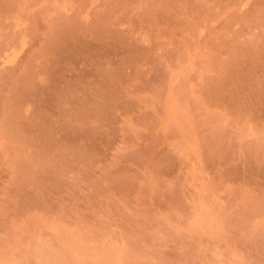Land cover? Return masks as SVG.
Listing matches in <instances>:
<instances>
[{
  "label": "rangeland",
  "instance_id": "rangeland-1",
  "mask_svg": "<svg viewBox=\"0 0 264 264\" xmlns=\"http://www.w3.org/2000/svg\"><path fill=\"white\" fill-rule=\"evenodd\" d=\"M0 264H264V0H0Z\"/></svg>",
  "mask_w": 264,
  "mask_h": 264
}]
</instances>
